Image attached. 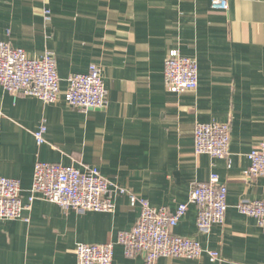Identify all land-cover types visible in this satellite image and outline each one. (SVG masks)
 <instances>
[{
	"label": "crops",
	"instance_id": "0c3cea01",
	"mask_svg": "<svg viewBox=\"0 0 264 264\" xmlns=\"http://www.w3.org/2000/svg\"><path fill=\"white\" fill-rule=\"evenodd\" d=\"M0 40L32 58L52 52L63 92L71 74L93 63L107 90V106L87 110L69 105L63 93L48 103L15 97L0 84V176L20 181L25 203L38 161L97 167L171 213L215 173L228 189L225 222L200 231L190 204L172 232L199 240L205 252L156 264H264V228L237 207L264 200V176L245 175L247 154L264 138V0H229L228 11L212 9L211 0H0ZM172 49L197 59L196 90L167 89ZM44 120L47 142L39 145L34 132ZM206 122L231 124L228 159L195 154V127ZM114 200V212L35 200L24 211L28 221L0 220V264H77L78 243H116L137 223L141 205L127 194ZM112 264L147 263L115 244Z\"/></svg>",
	"mask_w": 264,
	"mask_h": 264
},
{
	"label": "built area",
	"instance_id": "2783aa9c",
	"mask_svg": "<svg viewBox=\"0 0 264 264\" xmlns=\"http://www.w3.org/2000/svg\"><path fill=\"white\" fill-rule=\"evenodd\" d=\"M214 10H229V0H211ZM45 19L50 20L49 10ZM199 65L196 58L181 54L178 49L169 51L165 59L164 80L173 93L196 90L199 84ZM68 87L61 90L57 60L52 52L41 58H32L20 47L0 40V84L13 96H33L44 102H56L63 93L69 105L76 108L100 109L108 104L107 90L102 69L91 64L87 73H74L68 79ZM45 120L34 132L39 145L47 142ZM231 124L229 122L199 123L194 130L195 154H209L214 158H229ZM250 161L245 175L264 176V138L247 154ZM127 194L130 203L141 205L137 223L118 234L117 242L78 243L77 264H112L115 244L124 246L125 255H145L147 264H156L161 257L198 259L205 252L199 240L172 232L179 220L187 213L190 204L198 208L197 226L208 231L214 224H223L228 210L227 186L219 184L213 173L205 183L192 186L187 202L175 212L165 207H153L148 200L132 191L112 183L97 167L84 169L75 166L38 161L27 203L22 199L20 181L0 176V220L22 219L28 221L24 211L30 210L37 199L60 205L65 210L114 212V194ZM240 213L254 217L264 228V200H241L237 205ZM212 260L219 259V252L208 251Z\"/></svg>",
	"mask_w": 264,
	"mask_h": 264
}]
</instances>
